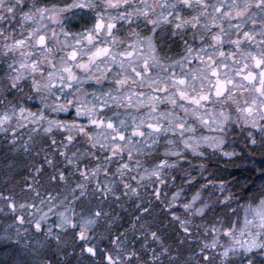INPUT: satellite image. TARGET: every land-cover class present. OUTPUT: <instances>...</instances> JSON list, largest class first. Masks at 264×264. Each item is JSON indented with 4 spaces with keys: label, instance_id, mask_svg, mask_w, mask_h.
Returning <instances> with one entry per match:
<instances>
[{
    "label": "snow or ice",
    "instance_id": "1",
    "mask_svg": "<svg viewBox=\"0 0 264 264\" xmlns=\"http://www.w3.org/2000/svg\"><path fill=\"white\" fill-rule=\"evenodd\" d=\"M0 134V264H264V0H0Z\"/></svg>",
    "mask_w": 264,
    "mask_h": 264
},
{
    "label": "trees",
    "instance_id": "2",
    "mask_svg": "<svg viewBox=\"0 0 264 264\" xmlns=\"http://www.w3.org/2000/svg\"><path fill=\"white\" fill-rule=\"evenodd\" d=\"M64 115L65 114H60V117L63 118ZM2 137L3 134H0V169H2L4 164H7L9 159H17L6 151V145ZM238 141L240 144H238L237 151L240 152L243 146L242 139ZM258 168H264V156H261L259 152L252 154L250 149H245L241 158H234L231 163H226L225 160L221 159L218 164L213 165V171L217 173L219 178L229 181L230 184L235 180L240 186H246L245 195L253 182H255L256 185L261 183L260 173L256 171ZM16 179H19V176H17ZM3 183V175H0V186H3ZM2 223L3 213H0V227H2ZM0 247H3V245L0 244ZM101 247H103V245H101Z\"/></svg>",
    "mask_w": 264,
    "mask_h": 264
},
{
    "label": "clouds",
    "instance_id": "3",
    "mask_svg": "<svg viewBox=\"0 0 264 264\" xmlns=\"http://www.w3.org/2000/svg\"><path fill=\"white\" fill-rule=\"evenodd\" d=\"M12 255L16 259L17 264H31V257L22 253L20 250H16ZM38 259L39 258H37V264Z\"/></svg>",
    "mask_w": 264,
    "mask_h": 264
},
{
    "label": "rangeland",
    "instance_id": "4",
    "mask_svg": "<svg viewBox=\"0 0 264 264\" xmlns=\"http://www.w3.org/2000/svg\"><path fill=\"white\" fill-rule=\"evenodd\" d=\"M237 131H239V130H237ZM239 140H240V139H239ZM237 144H240L238 140H237Z\"/></svg>",
    "mask_w": 264,
    "mask_h": 264
}]
</instances>
